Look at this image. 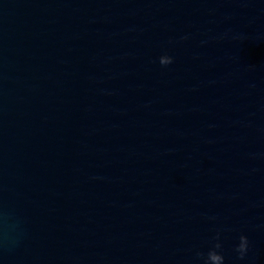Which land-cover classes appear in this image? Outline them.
Returning <instances> with one entry per match:
<instances>
[{
    "label": "water",
    "instance_id": "1",
    "mask_svg": "<svg viewBox=\"0 0 264 264\" xmlns=\"http://www.w3.org/2000/svg\"><path fill=\"white\" fill-rule=\"evenodd\" d=\"M217 235L264 264V0H0V264H203Z\"/></svg>",
    "mask_w": 264,
    "mask_h": 264
},
{
    "label": "clouds",
    "instance_id": "2",
    "mask_svg": "<svg viewBox=\"0 0 264 264\" xmlns=\"http://www.w3.org/2000/svg\"><path fill=\"white\" fill-rule=\"evenodd\" d=\"M233 39L243 40V36H233ZM174 62L173 58L167 55H164L160 58V63L162 66H168ZM216 243L209 249L206 256L202 252L197 253V257L203 260V264H225V257L222 253L223 245L219 242L220 237L217 235L215 237ZM250 250V241L247 236L241 235L239 238V243L235 248L238 259L244 260Z\"/></svg>",
    "mask_w": 264,
    "mask_h": 264
}]
</instances>
